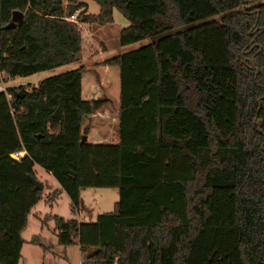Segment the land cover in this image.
I'll use <instances>...</instances> for the list:
<instances>
[{
    "label": "trees",
    "instance_id": "obj_1",
    "mask_svg": "<svg viewBox=\"0 0 264 264\" xmlns=\"http://www.w3.org/2000/svg\"><path fill=\"white\" fill-rule=\"evenodd\" d=\"M87 1L0 0V82L80 62V24L114 9L129 22L120 45L153 38L105 61L119 67L112 143L81 141L102 106L82 97L83 65L0 91V264H18L41 198L34 164L60 188L46 201L61 190L72 214L82 189L118 190L94 221L47 217L80 264H264V0Z\"/></svg>",
    "mask_w": 264,
    "mask_h": 264
},
{
    "label": "rangeland",
    "instance_id": "obj_2",
    "mask_svg": "<svg viewBox=\"0 0 264 264\" xmlns=\"http://www.w3.org/2000/svg\"><path fill=\"white\" fill-rule=\"evenodd\" d=\"M87 3L89 12H98L99 7L94 1L88 0ZM219 18L220 15L213 19L218 20ZM128 24V20L117 9L113 10V21L109 24L101 26L96 23H81L83 48L80 62L58 66L52 70H44L27 76H1L3 82H0V86L4 89L11 88L16 93H22L37 86L38 82L46 77L83 65L87 69L82 75L83 98L89 101L100 100L102 103V106L94 112L89 120L84 122L92 127L87 135V143H112L116 140L118 122L119 67L108 66L105 61L116 54L137 48L153 40L148 37L132 44L120 45L119 31ZM178 29L181 28L178 27ZM183 93L188 99V107H193L197 100V94H194L191 87L184 90ZM32 168L34 178L41 182L43 189L40 200L30 210L26 225L21 231L20 235L24 242L20 248L18 264H80L79 250L76 246L63 247L56 244L55 236L51 233L53 222L47 217L51 215H57L64 219L80 217V219L86 218L87 221H93L97 213L113 209L114 202L118 199V190L100 187L82 189L79 211L72 214L69 212L68 198L63 191L54 200L46 201L50 192L60 188L54 178L44 169L36 164ZM37 235L42 237L40 244L43 249L39 245L29 243V240Z\"/></svg>",
    "mask_w": 264,
    "mask_h": 264
},
{
    "label": "water",
    "instance_id": "obj_3",
    "mask_svg": "<svg viewBox=\"0 0 264 264\" xmlns=\"http://www.w3.org/2000/svg\"><path fill=\"white\" fill-rule=\"evenodd\" d=\"M13 19V18H12ZM15 97H22V93L21 92H15ZM87 140V135H83L81 138V141L84 142ZM28 180L30 181L33 189L35 190H42L43 186L41 184V182H39L38 180H36L34 177L27 175Z\"/></svg>",
    "mask_w": 264,
    "mask_h": 264
},
{
    "label": "built area",
    "instance_id": "obj_4",
    "mask_svg": "<svg viewBox=\"0 0 264 264\" xmlns=\"http://www.w3.org/2000/svg\"><path fill=\"white\" fill-rule=\"evenodd\" d=\"M65 19H67V20H69V21H75V20H76V19H75V14H73V15H71V16L65 18ZM250 64H251L252 66H254V62H252L251 60H250ZM0 91H4V88L1 87V86H0ZM23 153H24V152H23L22 150H16V151H14V152H12V153L10 154V157L13 158V159H15V160H19V158L23 155Z\"/></svg>",
    "mask_w": 264,
    "mask_h": 264
},
{
    "label": "crops",
    "instance_id": "obj_5",
    "mask_svg": "<svg viewBox=\"0 0 264 264\" xmlns=\"http://www.w3.org/2000/svg\"><path fill=\"white\" fill-rule=\"evenodd\" d=\"M81 94H82V90H81ZM82 97H83V95H82ZM88 100V99H87ZM117 114H118V111H117ZM117 124H118V122H117ZM117 129V128H116ZM117 132V131H116ZM43 189V188H42ZM60 192H61V190H60ZM97 214H99V213H97ZM97 216V215H96ZM77 219L79 220V221H87V219L86 218H81L80 219V217H77ZM95 219H96V217H95ZM94 221V220H93ZM52 233V232H51ZM53 234V233H52ZM42 238V237H41ZM77 247V246H76ZM78 248V247H77Z\"/></svg>",
    "mask_w": 264,
    "mask_h": 264
}]
</instances>
